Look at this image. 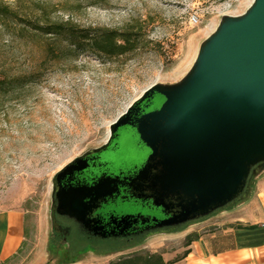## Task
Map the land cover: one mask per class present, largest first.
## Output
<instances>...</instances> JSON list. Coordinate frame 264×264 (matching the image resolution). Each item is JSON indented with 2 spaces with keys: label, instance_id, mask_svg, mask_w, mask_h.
Segmentation results:
<instances>
[{
  "label": "rangeland",
  "instance_id": "obj_1",
  "mask_svg": "<svg viewBox=\"0 0 264 264\" xmlns=\"http://www.w3.org/2000/svg\"><path fill=\"white\" fill-rule=\"evenodd\" d=\"M252 1L0 0L15 13L0 14V210L21 209L26 226L21 251L5 264H108L133 252H49L53 176L105 142L109 124L147 87L179 81L220 18ZM97 28L131 31L136 48L104 56L70 46ZM130 130H119L122 153L110 171L142 164L150 152ZM115 211L164 217L132 201Z\"/></svg>",
  "mask_w": 264,
  "mask_h": 264
},
{
  "label": "water",
  "instance_id": "obj_2",
  "mask_svg": "<svg viewBox=\"0 0 264 264\" xmlns=\"http://www.w3.org/2000/svg\"><path fill=\"white\" fill-rule=\"evenodd\" d=\"M155 93L164 97L161 105L133 119L135 106ZM124 125L150 150L123 181L130 198L161 208L164 217H152L155 227L176 228L243 202L264 173V0H253L242 14L223 15L186 74L147 87L109 124L106 141L86 153L105 149ZM81 158L65 164L52 182L83 168L76 166ZM120 182L100 177L90 188L59 191L58 212L87 222L89 206L111 196Z\"/></svg>",
  "mask_w": 264,
  "mask_h": 264
},
{
  "label": "crops",
  "instance_id": "obj_3",
  "mask_svg": "<svg viewBox=\"0 0 264 264\" xmlns=\"http://www.w3.org/2000/svg\"><path fill=\"white\" fill-rule=\"evenodd\" d=\"M25 238L24 212L0 210V264L22 249ZM131 248L157 253L165 264H264V173L253 180L243 202L181 229L154 233Z\"/></svg>",
  "mask_w": 264,
  "mask_h": 264
},
{
  "label": "flooded vegetation",
  "instance_id": "obj_4",
  "mask_svg": "<svg viewBox=\"0 0 264 264\" xmlns=\"http://www.w3.org/2000/svg\"><path fill=\"white\" fill-rule=\"evenodd\" d=\"M161 103L157 102L155 93L152 97H147L137 104L134 111H132L131 117L134 119L143 113L157 109ZM131 128L134 127L130 125L119 127L105 149L99 152L86 153L88 149L78 155L82 156V158L79 163H76V166L83 164L84 167L65 174L59 181L54 180L52 182L48 215L49 234L46 246L49 252L57 256H64L66 253L73 252H104L109 247L108 243L121 244L126 242L130 244L137 239H145L167 228L155 227V223L149 215H130L131 217L127 221H120L123 216L115 211V206L119 202L125 201L140 203L150 208L153 207L150 201H140L130 198L126 183L123 181L124 177L133 175L141 164L130 165L126 169L118 171H110L109 169L122 153L119 130H130ZM108 176H117L122 182L117 183L111 196L99 199L95 207L89 206L86 216L87 222H82L68 213L58 212L57 192H66L67 190L70 192L81 187L90 188L98 182L100 177ZM90 198L88 196L83 200V204L86 207H88ZM157 219L161 218L157 217Z\"/></svg>",
  "mask_w": 264,
  "mask_h": 264
},
{
  "label": "trees",
  "instance_id": "obj_5",
  "mask_svg": "<svg viewBox=\"0 0 264 264\" xmlns=\"http://www.w3.org/2000/svg\"><path fill=\"white\" fill-rule=\"evenodd\" d=\"M0 14L15 15L7 6L2 4H0ZM70 46H74L82 51H95L104 56H118L136 48L131 31H118L110 28H97L79 34L76 40L70 41ZM176 229L167 227L165 231H174ZM136 244L138 243H111L109 244L110 249L103 253L111 254L126 250ZM108 264H165V262L157 253L132 252L131 254L119 257L117 260H112Z\"/></svg>",
  "mask_w": 264,
  "mask_h": 264
}]
</instances>
